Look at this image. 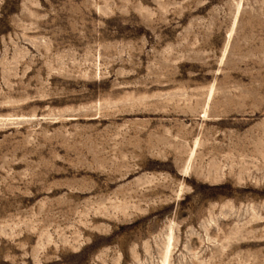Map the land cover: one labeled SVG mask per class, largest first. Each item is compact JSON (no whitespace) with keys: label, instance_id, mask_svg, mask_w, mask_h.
I'll return each instance as SVG.
<instances>
[{"label":"rangeland","instance_id":"rangeland-1","mask_svg":"<svg viewBox=\"0 0 264 264\" xmlns=\"http://www.w3.org/2000/svg\"><path fill=\"white\" fill-rule=\"evenodd\" d=\"M0 264H264V0H0Z\"/></svg>","mask_w":264,"mask_h":264},{"label":"bare ground","instance_id":"bare-ground-1","mask_svg":"<svg viewBox=\"0 0 264 264\" xmlns=\"http://www.w3.org/2000/svg\"><path fill=\"white\" fill-rule=\"evenodd\" d=\"M193 150H194V149H193ZM187 167H188V166H187ZM185 172H186V173L189 172L188 169H187V171H185Z\"/></svg>","mask_w":264,"mask_h":264}]
</instances>
